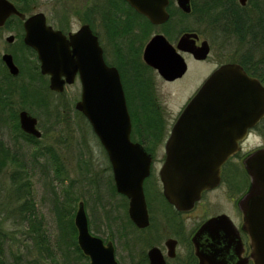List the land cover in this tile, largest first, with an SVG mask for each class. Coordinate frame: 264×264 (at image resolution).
<instances>
[{
	"label": "water",
	"instance_id": "95a60500",
	"mask_svg": "<svg viewBox=\"0 0 264 264\" xmlns=\"http://www.w3.org/2000/svg\"><path fill=\"white\" fill-rule=\"evenodd\" d=\"M127 1L154 23H162L169 17V0ZM177 3L184 11H190V0H177ZM12 15L24 20V43L36 51L41 73L50 76V89L61 92L79 75L81 95L75 108L87 118L106 150L117 190L129 197L130 217L138 225L145 223L143 179L150 172L152 157L140 141L131 138L132 119L121 74L115 65L106 62L98 35L89 24L66 35L47 23L44 12L26 16L12 0H0V26ZM190 35L182 36L178 47L197 58H205L209 52L207 41L195 45ZM14 37L10 34L6 39L12 42ZM143 59L169 79L182 75L187 68L183 56L163 34H156L148 41ZM2 60L11 75L19 74L12 53H3ZM263 115L264 85L259 79L249 76L238 63H224L215 69L187 102L166 142V159L160 176L167 199L176 207L187 209L199 199L202 190L218 185L221 165L241 149L239 141L245 130ZM18 117L24 132L42 136L36 116L21 109ZM243 164L250 185L239 206L244 216L243 229L250 239V254L242 256L239 231L228 215L221 214L208 219L200 232H211L220 224L221 232L236 242L238 258L234 263L226 259L218 261L197 246L201 264H246L249 258L255 264H264V148L249 153ZM74 224L78 245L90 264H119L112 241L105 243L91 232L83 200L78 202Z\"/></svg>",
	"mask_w": 264,
	"mask_h": 264
},
{
	"label": "rangeland",
	"instance_id": "374dc122",
	"mask_svg": "<svg viewBox=\"0 0 264 264\" xmlns=\"http://www.w3.org/2000/svg\"><path fill=\"white\" fill-rule=\"evenodd\" d=\"M14 2V0H12ZM239 3V0H236ZM95 10L90 14V7L93 0H30L26 7V13L42 11L47 15L48 22L53 26L67 27V29L78 28L85 17H90L92 26L97 31L101 44L105 48L107 59L114 61L117 45L121 37L113 39L107 30L109 0H94ZM260 5L264 0H259ZM16 4V3H15ZM250 6V4H248ZM251 9V8H250ZM200 19V18H199ZM194 15L187 18V23L202 30L203 36L213 43L211 56L203 62L193 64L190 60V70L185 76L175 83H168L162 80L157 71L150 74L154 76L157 85L158 100L161 102L167 122H171L180 111L189 96L215 66L218 59H230L239 57L241 46L236 33L228 31L222 25H212L207 18L200 21ZM209 23L207 24V22ZM21 24L12 17L9 27L3 26L0 29V84L3 87L14 88L10 94V106L5 112L28 110L37 117L38 127L43 132L41 139L35 143L25 140L21 131L16 127L15 122H0V139L8 145L12 151L19 154L20 162L8 163L0 176V208L5 215L1 226L6 231L3 244L2 257L12 261L16 254L21 255L23 264H53L46 251L40 253L34 239L29 236L27 227L24 224L16 225L12 222L14 214L13 203L8 202L10 194V175L14 169L26 170L31 180V200L34 203V217L37 224L43 226L47 236L45 248L51 250V254L58 260L59 264H86L89 259H77L76 251L70 248L62 238L57 222L56 210L60 202L65 198L66 190L72 191L70 195L76 196L72 199L69 207V214L77 210L78 202L83 200L86 211L91 218V232L100 237H107L109 232L102 222L107 215L126 217L123 208L111 211V203L122 200L117 195L112 196L110 186V163L107 152L94 132L91 124L76 108L75 102L81 95V82L77 78L73 83L67 84L61 92L49 88L48 78L38 75L30 65L38 62L37 56L32 50H20ZM226 29V30H225ZM14 34L12 42L6 37ZM239 39V40H238ZM248 46L253 48L255 43L250 36L247 38ZM245 39V41H246ZM253 43H252V42ZM125 45V42H124ZM138 43H135L137 47ZM246 47V46H245ZM19 50V60L22 66L20 73L16 76L9 74L3 67L2 54ZM127 48L123 52H125ZM136 50V48H135ZM257 50V57L259 50ZM30 73H35L36 79L29 80ZM33 84L39 91L37 97L32 99L29 96L30 107H22L21 97L18 93L20 86ZM41 92L47 99V105L40 107ZM247 146V145H246ZM159 156L164 153L163 146L158 147ZM235 159L233 168H229L231 181L238 182L243 192L248 186V176L243 170L241 161ZM21 166H24L22 168ZM157 168L159 163H157ZM229 175L225 177L222 187L231 185ZM220 188L219 196L223 191ZM101 197L97 202V198ZM126 210V209H125ZM96 217V219H95ZM95 220V221H94ZM30 222V220H29ZM116 223V222H115ZM99 226L100 230H99ZM116 226V224H114ZM99 230V232H98ZM132 249H139L134 243ZM56 264V263H54ZM90 264V262H89Z\"/></svg>",
	"mask_w": 264,
	"mask_h": 264
},
{
	"label": "flooded vegetation",
	"instance_id": "af4514ba",
	"mask_svg": "<svg viewBox=\"0 0 264 264\" xmlns=\"http://www.w3.org/2000/svg\"><path fill=\"white\" fill-rule=\"evenodd\" d=\"M89 1L91 2V0ZM125 1L130 5L127 0ZM207 1L208 0H190V11H184L177 3V0H169V4L167 6L169 17L162 23L152 22L145 14L138 12L131 5L130 6L132 7V9L127 10L128 13H131L138 17L133 23L132 31L125 37H121L118 40L119 43L122 44L117 45V49L123 50L125 48H128L130 45L136 48L140 63L138 72V94L140 95V97L141 94H144L143 96L149 99V103L148 105H146V108L150 109L151 112L155 114V118L158 120L161 119V121H155L152 122V124H150V122L143 121L141 124L140 142L152 157L150 172L143 179V192L147 210V219L144 220L145 223H141V225H138L130 217L128 211L129 197L117 190L112 165L109 160L111 173L109 188L112 191L113 197L114 195H117L122 199L116 201L111 200V211H114V209H117V207L123 208L126 217L123 219V217H118L115 214L112 216L110 214L107 215L105 217V221L102 222V225H105L107 227L109 234L107 237L101 238H103L105 243L108 241H112L114 245L115 257L119 264H153V262H155L156 264H201L200 258L196 253L197 246L204 253L214 256V258L218 261H222L220 259H226L229 263H234L238 258L235 250L237 244L230 239L229 235L227 236V233L221 232L220 224L217 225L218 228L213 230L211 229V232H200L202 225L208 219L221 214L228 215L239 231V237L243 245L242 256L248 257L250 254V239L248 233L243 229L244 216L239 206L240 198L248 190L250 185V176L244 167L243 159L252 151L258 148H264V115L254 124L247 127L244 132L243 139L239 141L241 149L234 155L230 156L221 165L220 183L214 187L202 190L199 199H197L190 208L180 209L167 199L164 193L163 183L160 176V169L166 159L165 145L172 132V127L176 119L178 118L187 102L199 90L201 85L213 73L215 69H217L224 63H238L243 67V69L249 76L259 79V81L264 85L263 76H259L253 71L257 67V62L259 60V57H257L256 47L251 48L250 46H248V41L245 38L246 41H242L245 43H239L241 46L239 57L230 59L219 58L215 66L210 70L208 75L205 76L204 80L198 86H196L195 90L189 96L190 98L186 101V103H184L180 111L171 122H167L161 102L158 100V88L154 76L150 73L141 74V58L143 59L144 48L148 41L156 34H163L170 42V44L176 49V51L183 56L187 64L186 71L182 75L177 76L173 79H169L163 76L157 68L147 64L143 59V61L152 68V71H157L162 80L165 82L172 84L182 79L191 68L190 60H194L195 62L193 64H197L206 61L211 56L214 46L213 43L208 38H205L203 36L201 29H199L198 27H193L186 22L187 18L190 15L196 16L197 19L200 18V21H206L204 18H207L209 20V11L200 9V6H207ZM239 3L241 4L240 1ZM247 4L248 0H246L245 4L241 5L246 6ZM95 5L96 2H94L93 0V6L90 7V14L93 12V10H95ZM195 6L197 7V9H195ZM33 13H26V16H29ZM13 16L14 15H12L11 17ZM90 18L91 16L89 18L85 17V21L82 22L78 28L67 29L66 26H53L48 22V18L46 15L47 23L52 25L54 28L61 29L66 35H68L70 32L77 31L84 24H89L92 31L98 35L97 31L92 26ZM23 21L24 20L21 18V28L23 29L24 34ZM208 23L209 21L207 22V24ZM187 33L191 34L189 39H192V42L195 45L200 46L203 45L205 41H207L209 45V52L205 58H197L191 52L180 49L178 47V43L181 37ZM240 41L241 40H239V42ZM99 42L101 44L100 37ZM254 42V44L256 45V41ZM135 43H138L137 47H135ZM101 46L103 47L102 44ZM103 53L106 62L108 64L114 65L107 59L104 47ZM119 57L120 55L116 51L113 62H118ZM37 61L40 70V62L38 57ZM44 75L48 78L49 81L50 76L48 74ZM77 78L79 79L78 74L76 75L75 80ZM243 107L247 106L244 105ZM159 146H163L164 148V153L160 156L158 154ZM237 158H239L238 160L241 161L243 170L248 176V186L243 192H241V185L238 184L237 181H231V172H229L228 170L229 168H233V166L235 165L233 161ZM157 163H159L158 168L156 166ZM228 175L231 177L229 180L232 184L227 185L225 187L226 190H224L222 187V183L224 182L225 177H227ZM220 188H222L223 191L219 196ZM100 199L101 197L99 196L97 198V202H99ZM90 224L91 223H89V228L91 230L92 228ZM114 224H116V226H114ZM100 227L101 226H99V230ZM134 243H137L139 247L137 251H135V249H132ZM246 264L255 263L252 258H249Z\"/></svg>",
	"mask_w": 264,
	"mask_h": 264
},
{
	"label": "trees",
	"instance_id": "16d2710c",
	"mask_svg": "<svg viewBox=\"0 0 264 264\" xmlns=\"http://www.w3.org/2000/svg\"><path fill=\"white\" fill-rule=\"evenodd\" d=\"M29 1L30 0H14L18 8L24 12L27 11L26 7L28 6ZM207 2V6H200V9L209 11L210 22L212 25L224 26L228 31L236 33L241 41H244L248 36H250L253 41H256V45L251 41L255 45L254 47L259 50V60L257 62V67L253 71L264 78V4L260 5L259 0H248L250 6L248 4L243 6L236 0H208ZM109 3L110 4L107 8L108 12L105 15L109 20V22H107V30L113 39L125 37L132 31L133 23L138 16L127 12V10H131L132 7L125 0H109ZM195 9H197L196 6ZM13 17L21 24L20 17L16 15ZM11 18L7 20L4 26L9 27ZM1 27L2 26H0V29ZM19 36L20 43L22 44L20 50H32L36 56V52L23 42V32L19 33ZM116 50L120 55L119 61L112 62V64L117 66L122 77L127 104L132 119L131 138L133 140L141 141L142 122L145 121L152 124V122L161 121V119H156L155 114L151 112L150 109L146 108L149 99L145 98L143 96L144 94H141V97L138 94V72L140 63L137 50L131 45L127 48L125 53L123 50ZM18 51L19 50L13 52V56L14 60L20 65L22 71ZM3 67L7 69L5 64ZM30 67L32 70H35L38 75L43 77L40 73L38 62L30 65ZM151 72L152 68L141 58V74H149ZM36 76L35 73H30L28 78L33 81L36 79ZM13 91L14 88H12V86L3 87L0 84V122L3 121L4 123H10L16 121L15 125L21 131V135L25 140L35 143L41 138L28 134L21 129L18 112H5L6 107L11 105L9 97ZM18 93L21 97L22 107H30L28 104V97L31 96L32 99H35L39 91H37L36 87L31 83L28 86H20ZM40 95L41 101L39 104H41L40 107H44L47 105V99L43 92H41ZM17 161H21L19 159V154L12 151L11 148L0 139V176L4 167L8 163H17ZM21 167L24 168V166ZM9 190L10 194L8 195V202L15 204L13 208L14 214L11 215L12 222L16 225L24 224L27 227L29 236L34 239L35 245L38 246V251L40 253L48 251L47 255L51 258L53 264H59L60 261L58 262V260L55 259L56 256L54 257V255L51 254V250L45 248L47 246V244H45L47 236L44 232L43 226L36 223L34 217V203L31 200V180L27 175L26 170L14 169V171L11 172ZM71 192L72 191L70 190H66L65 198L60 202L56 210L61 238L66 244H69L67 246L68 250L72 248V250L76 251L77 259L82 260L84 257L89 259V257L82 252L77 242V228L74 224V212L71 214L68 213L69 207L73 205L71 200L76 199V196L70 195ZM0 203L2 202L0 201ZM2 209L3 208H0V264H23L21 255L16 254L12 261H8L2 257L4 238L6 236V231L3 229V225L1 226V221L5 217V215L2 214ZM89 223H92L91 218H89ZM86 264H89V262Z\"/></svg>",
	"mask_w": 264,
	"mask_h": 264
}]
</instances>
